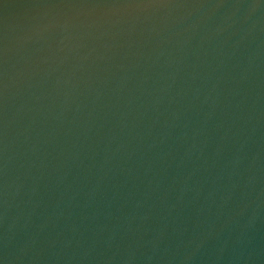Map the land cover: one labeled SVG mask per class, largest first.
Wrapping results in <instances>:
<instances>
[{
    "label": "water",
    "instance_id": "95a60500",
    "mask_svg": "<svg viewBox=\"0 0 264 264\" xmlns=\"http://www.w3.org/2000/svg\"><path fill=\"white\" fill-rule=\"evenodd\" d=\"M0 264H264V0H0Z\"/></svg>",
    "mask_w": 264,
    "mask_h": 264
}]
</instances>
